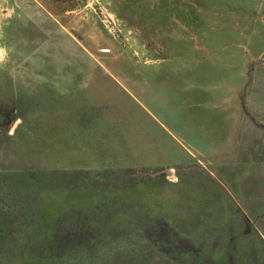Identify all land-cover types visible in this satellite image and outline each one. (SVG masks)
<instances>
[{
    "label": "rangeland",
    "instance_id": "rangeland-1",
    "mask_svg": "<svg viewBox=\"0 0 264 264\" xmlns=\"http://www.w3.org/2000/svg\"><path fill=\"white\" fill-rule=\"evenodd\" d=\"M0 264H264V0H0Z\"/></svg>",
    "mask_w": 264,
    "mask_h": 264
},
{
    "label": "water",
    "instance_id": "water-1",
    "mask_svg": "<svg viewBox=\"0 0 264 264\" xmlns=\"http://www.w3.org/2000/svg\"><path fill=\"white\" fill-rule=\"evenodd\" d=\"M173 172H174V170L172 168L163 170V173H165V174H171Z\"/></svg>",
    "mask_w": 264,
    "mask_h": 264
}]
</instances>
